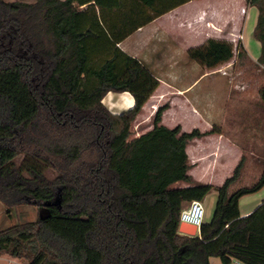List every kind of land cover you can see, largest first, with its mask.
Instances as JSON below:
<instances>
[{"label":"trees","instance_id":"trees-1","mask_svg":"<svg viewBox=\"0 0 264 264\" xmlns=\"http://www.w3.org/2000/svg\"><path fill=\"white\" fill-rule=\"evenodd\" d=\"M191 1L0 0V202L8 214L21 205L48 211L0 228V255L27 264H210L211 257L264 264V202L240 212V199L264 187V148L250 186L232 190L247 161L243 147L223 185L172 188L193 182L187 144L222 130L169 128L161 124L165 104L153 128L131 139L159 81L116 46L117 34ZM246 2L258 10L254 37L264 66V0ZM236 51L241 56L243 46ZM234 55L233 43L216 39L188 50L209 69ZM109 92H130L135 105L115 114L103 103ZM260 97L256 126L264 134V87ZM213 192L212 219L195 237L180 233L182 210Z\"/></svg>","mask_w":264,"mask_h":264},{"label":"crops","instance_id":"crops-1","mask_svg":"<svg viewBox=\"0 0 264 264\" xmlns=\"http://www.w3.org/2000/svg\"><path fill=\"white\" fill-rule=\"evenodd\" d=\"M86 7L87 4L81 6L82 9ZM257 17L258 10L248 6L246 0H193L126 36L124 33L117 34L120 40L116 46L140 61L159 81L158 88L132 123L131 139L153 128L154 116L158 108L165 104H169V107L162 115L161 124L169 128L181 126L182 132H187L182 123L173 120L172 111L177 108L192 112L199 118L204 127L196 128L201 132H209L214 127L222 130V134H208L194 138L187 144L186 150L192 164L188 174L193 182L179 181L172 188H185L194 184L223 185L234 174L245 154L243 147H246V156L249 153L251 157L245 163L242 178L249 160L256 162L264 148V135L250 138L253 130L260 133L256 121L260 115V90L264 87V66L258 61L261 43L258 40V44L254 43L247 31L249 24L255 28ZM114 21L119 24L120 16L115 17ZM103 38L106 39V36L102 35ZM108 38L112 39L110 34ZM209 39L233 43L234 57L211 69L191 60L188 50L203 46ZM238 44L244 48L241 56L236 51ZM158 91H161L160 95ZM103 103L118 114L131 109L135 99L130 92H109ZM237 137L245 141L239 143ZM260 191L240 199L243 217L264 202V193L260 194ZM213 193L216 195H209L213 196L212 209L204 222H209L214 214L217 192ZM19 260L12 257L9 264H27L26 260ZM210 264L222 263L220 258L211 257ZM233 264L244 263L234 260Z\"/></svg>","mask_w":264,"mask_h":264},{"label":"rangeland","instance_id":"rangeland-1","mask_svg":"<svg viewBox=\"0 0 264 264\" xmlns=\"http://www.w3.org/2000/svg\"><path fill=\"white\" fill-rule=\"evenodd\" d=\"M7 1L33 2L35 0H7ZM219 1H226V0H211V2H219ZM235 1L241 2V0H235ZM252 28H254V25L249 24V27L247 29L248 37L251 36V40L254 43L258 44L257 39L254 37V31L253 32L251 31ZM160 92L161 91H158L157 94L160 95ZM172 115H173L172 116L173 120L177 121V123H182L187 132H189L190 130H192L193 128H196L198 126L204 127V125L202 123H200L199 118H197L192 112H185L183 110L174 108L172 111ZM168 117H169V119L171 118V116H168ZM143 121H145V120H143ZM142 122H140V123H142ZM228 133L231 134V132H228ZM263 135H264L263 133L261 134V132L259 133V132H255L253 130L250 133V138H252V136L253 137L259 136L260 137ZM236 140L239 143H242L245 141V139H243V138L241 139V137H237ZM262 143H264V141H262ZM249 157H251V155H249V153H247V160ZM250 161L251 160H249V165L247 166L248 168H246V170L243 173V177L236 183L234 188L238 189L242 186H250L251 184H254L258 180V178L260 177L261 171H262V166L260 165V163L257 160H255L256 162H254V161L250 162ZM50 174H52V171H50ZM256 174H258V176L256 178H251L253 175H256ZM234 188H233V191H234ZM262 193H264V187L260 191V194H262ZM212 195H216V194L212 193ZM211 197H213V196H208L205 199V201L203 202L204 208H205V219L204 220L207 219L209 212L212 209L211 207H212L213 201H212ZM47 214H48V211L46 208H38L37 206H32V205L18 206L16 208H14V210L11 214H8L5 205L2 202H0V228L8 227V226H11V225L16 224L18 222L35 221V220H37V218L39 216H46ZM11 258L12 257L9 255H6V254L2 255L0 257V264H9ZM19 261L21 262V260H19Z\"/></svg>","mask_w":264,"mask_h":264},{"label":"built area","instance_id":"built-area-1","mask_svg":"<svg viewBox=\"0 0 264 264\" xmlns=\"http://www.w3.org/2000/svg\"><path fill=\"white\" fill-rule=\"evenodd\" d=\"M205 219L204 204L200 200L191 201L181 212V222L195 226L200 233Z\"/></svg>","mask_w":264,"mask_h":264},{"label":"water","instance_id":"water-1","mask_svg":"<svg viewBox=\"0 0 264 264\" xmlns=\"http://www.w3.org/2000/svg\"><path fill=\"white\" fill-rule=\"evenodd\" d=\"M179 232L192 237L199 235L197 228L186 222L181 223L179 227Z\"/></svg>","mask_w":264,"mask_h":264}]
</instances>
